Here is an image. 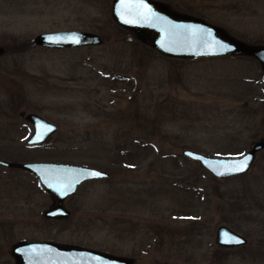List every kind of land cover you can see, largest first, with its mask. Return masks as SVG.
I'll return each instance as SVG.
<instances>
[{
  "label": "rangeland",
  "instance_id": "374dc122",
  "mask_svg": "<svg viewBox=\"0 0 264 264\" xmlns=\"http://www.w3.org/2000/svg\"><path fill=\"white\" fill-rule=\"evenodd\" d=\"M111 4L0 0V159L108 173L85 183L79 200L102 217L89 225L91 244L132 264H264V150L248 174L227 180L182 155L236 158L264 139L260 65L246 56L164 57L119 32ZM203 19L229 31V17ZM238 20L264 29L253 17ZM72 30L103 43L13 51L39 34ZM30 113L58 128L41 146L26 145ZM37 184L29 173L0 167V264H14L11 247L34 234L25 202L44 200ZM221 226L247 245L219 248Z\"/></svg>",
  "mask_w": 264,
  "mask_h": 264
},
{
  "label": "water",
  "instance_id": "95a60500",
  "mask_svg": "<svg viewBox=\"0 0 264 264\" xmlns=\"http://www.w3.org/2000/svg\"><path fill=\"white\" fill-rule=\"evenodd\" d=\"M113 22L131 32L135 39L160 55L179 60L246 56L255 59L264 75V47L244 44L219 27L198 18L174 16L149 0H114ZM102 39L83 31H58L34 37L33 44L49 50L98 47ZM4 49L0 47V56ZM33 133L26 145H43L57 132V126L36 114L24 117ZM264 150V139L255 142L250 150L236 158H210L189 150L182 155L197 162L216 180H226L249 173L258 153ZM247 158V160H246ZM246 160L243 171L236 168ZM0 167L16 169L33 175L47 193L62 198L73 193L87 181L106 179L109 174L93 168L54 163H11L0 159ZM98 173L99 175H95ZM234 240L240 243L232 242ZM215 243L221 249L245 247L248 240L228 227L221 226L215 233ZM26 250V251H25ZM14 264H132L130 259L113 257L68 248L53 250L47 245L24 246L21 242L12 248Z\"/></svg>",
  "mask_w": 264,
  "mask_h": 264
},
{
  "label": "flooded vegetation",
  "instance_id": "af4514ba",
  "mask_svg": "<svg viewBox=\"0 0 264 264\" xmlns=\"http://www.w3.org/2000/svg\"><path fill=\"white\" fill-rule=\"evenodd\" d=\"M6 1H11V0H6ZM149 1L156 3V5H158L163 10L169 12L174 16L198 18L210 25L221 28L224 31L227 30H225V28L220 27L218 25L211 24L206 20H204L203 18L211 17V16L229 17L228 20L229 31H227V33H229L231 37L250 46L264 47V36L256 35L255 37H250L248 32V31L262 32L264 29H257V28L250 29L248 28L249 25L248 22L245 26L243 23L239 22L238 20L239 18L253 17L255 20H258L257 22L259 24H263L262 27H264V0H149ZM113 2L114 0H112V4H111V14H112ZM249 23L250 24L252 23V26L254 27H261L258 23H256V21H251ZM241 28H243L242 31ZM72 31H77V30H72ZM124 31L130 33L134 37V35L131 32L127 30ZM249 38L252 39L253 41L252 43L251 42L249 43V41L247 40ZM4 53H5V49H4ZM25 124L26 126H29L31 128L32 130L31 135H32L33 133L32 126L26 121ZM37 146H41V145H34L30 147H37ZM35 180L37 181L36 178ZM91 181H97V180H91ZM85 183L79 185L73 193L67 195L62 199L57 194L47 193L46 188L40 185L39 183L35 185L36 188L35 191L37 193H40L42 198H44V200L39 202H30V201L25 202V215L28 216V220H29L28 225H31L34 234L33 236L32 234H28L26 235V237L20 238L18 242H21L24 246L47 245V247H50L53 250L58 248H68L72 251H87L89 253H97V254H104L113 257H121L119 255H116V253L114 252L112 253L111 251H108L107 249H105V247H99L91 244L92 236L90 233L89 225L93 224V222L99 219L101 221L102 217L96 214V211L94 210L95 207L93 206L92 202L79 200V198H81L80 189L81 187L84 186ZM100 215L102 214L100 213ZM35 231H40V232H35ZM18 242H16L15 244H17ZM102 245H104V242ZM13 246L11 247V253H10L11 256H12ZM121 258H125V257H121Z\"/></svg>",
  "mask_w": 264,
  "mask_h": 264
},
{
  "label": "trees",
  "instance_id": "16d2710c",
  "mask_svg": "<svg viewBox=\"0 0 264 264\" xmlns=\"http://www.w3.org/2000/svg\"><path fill=\"white\" fill-rule=\"evenodd\" d=\"M119 32H125L124 30L120 29V28H117ZM34 46L33 42L32 41H28V42H24V43H21L17 46H15V50L13 51H16V52H23V51H26L30 48H32ZM243 176H240V177H237V179L239 178H242Z\"/></svg>",
  "mask_w": 264,
  "mask_h": 264
},
{
  "label": "snow or ice",
  "instance_id": "6c2138e0",
  "mask_svg": "<svg viewBox=\"0 0 264 264\" xmlns=\"http://www.w3.org/2000/svg\"><path fill=\"white\" fill-rule=\"evenodd\" d=\"M246 160H247V158H246ZM246 160H245V162H244L243 164H241L240 166H238V167L236 168V171H243V170L247 167ZM95 175H99V174H98V173H95ZM232 242L240 243V241H238V240H234V241H232Z\"/></svg>",
  "mask_w": 264,
  "mask_h": 264
}]
</instances>
